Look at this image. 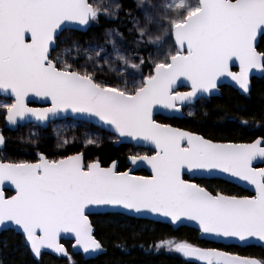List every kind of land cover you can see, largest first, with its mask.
<instances>
[{"label": "snow or ice", "instance_id": "obj_1", "mask_svg": "<svg viewBox=\"0 0 264 264\" xmlns=\"http://www.w3.org/2000/svg\"><path fill=\"white\" fill-rule=\"evenodd\" d=\"M137 8L139 15L131 17L133 38L137 46L144 37L153 44L147 57L138 50L121 51L117 37L124 34L116 27L86 47L73 41L58 59L51 49L63 22L87 26L109 8L89 0H0V90L14 96L0 104L8 122L26 117L46 122L71 112L98 120L119 137L154 146L127 157L131 165H148L147 176L117 170L116 160L107 166L99 159L85 162L81 152L60 158L39 152L34 162H0V224L11 222L20 229L37 257L49 249L75 264L61 233L70 234L86 254L102 249L89 206L154 214L172 223L186 218L217 239L264 241V167H254L258 158L264 163V136L248 142L216 140L154 117L157 106L182 112L198 96L211 95L222 76L250 91V71H264V47L258 44V38L264 39V0H137ZM169 37L172 45L164 48ZM81 51L85 60L76 64ZM114 59L122 66H115ZM234 62L239 71H233ZM105 64L123 73L125 83L101 78ZM129 67L136 71L129 73ZM180 78L188 84L184 91L176 90ZM29 93L50 103L29 106ZM4 140L0 134V144ZM188 173L229 174L254 186L255 195L213 192L185 179ZM5 182L14 186V194L6 195ZM155 246L207 264H264V259L186 240H160Z\"/></svg>", "mask_w": 264, "mask_h": 264}, {"label": "trees", "instance_id": "obj_2", "mask_svg": "<svg viewBox=\"0 0 264 264\" xmlns=\"http://www.w3.org/2000/svg\"><path fill=\"white\" fill-rule=\"evenodd\" d=\"M99 2L102 9L103 7L109 8L108 13L101 10L99 19L93 21L86 32L62 33L56 44L58 45L59 41L66 37L82 43L89 37L100 38L103 34L102 30L119 27L124 34L123 37H117L124 47L121 49H125L128 54H131L133 50H138L147 57L148 48L141 43L137 46L133 38L131 17L136 13L134 0H99ZM117 4L120 5L119 8H116ZM258 44L264 47V39H260ZM171 45L170 43L169 47ZM128 70L136 71L130 67ZM143 71L144 74H147V67ZM220 94L219 97L204 102L195 116L189 119L174 120L175 125L216 140L248 142L264 136V76L252 81L247 97L240 96L228 87H222ZM2 113L3 111H0V131L5 138L4 150L0 152L2 161L31 162L39 152L46 153L49 158H60V156L79 151L77 145L55 148L50 139L31 143L19 138L24 127L13 132L4 130ZM46 130H44L45 134ZM108 137L109 140L100 146L87 147L84 151L85 158L87 160L99 159L104 166L116 160L118 161V170L123 171L126 168L125 159L130 150L125 145L113 147L112 137ZM202 184L214 192L222 191L227 195H245L240 189L223 181H202ZM89 219L94 226L95 236L105 249V254L86 261L79 255H72L75 264H192L182 261L168 247L158 248L155 245L160 240H186L201 246L196 241L194 231L187 228L173 231L167 225L135 220L118 214L91 216ZM63 244L67 248L69 247V244ZM202 247L218 248L239 256L264 259V251L257 247L224 248L210 243H202ZM0 264H69V260L68 258L56 259L48 254H42L39 259L35 260L24 247L21 237L7 231L0 234Z\"/></svg>", "mask_w": 264, "mask_h": 264}, {"label": "water", "instance_id": "obj_3", "mask_svg": "<svg viewBox=\"0 0 264 264\" xmlns=\"http://www.w3.org/2000/svg\"><path fill=\"white\" fill-rule=\"evenodd\" d=\"M88 26L89 25H87V26L80 25L77 22H63L62 27L57 30V38L60 36V34L63 31H66V30L83 33L87 30ZM28 38L30 39V34H29ZM258 42H259V38H258ZM54 48H55V46L51 49V51H53ZM231 67L233 70L239 71L238 62L232 63ZM263 75H264V71L259 70V69H253L250 71L249 80H251L252 78L259 79ZM177 84L180 85L176 89L178 91H184L188 87V84L186 81H184V78H180V81H178ZM222 86L231 87L232 89L237 91L240 95H244V94L248 93V92H245L243 89H241L240 86L235 81H233L231 79V77L222 76L218 79L217 89L213 90L211 95L203 94L201 96H198L196 98V100H198L200 98L208 100L209 98L218 97L219 96L218 88H220ZM0 98L13 100L14 96H12L10 94H6L2 90H0ZM25 102L29 106H32V107H45V106H47V103H50V101H46V99L44 97H38L33 93H29L28 96L25 97ZM187 105H190V104H187ZM187 105H185V106H187ZM158 116H161V117L166 118V119H172L175 117L176 118H182L181 112H171L167 109H164L161 106H157L156 110L154 111V117L156 118ZM66 119H71V120H74L77 122L88 123L89 125L96 127L98 129H100L101 131L109 134L110 136L115 137L116 140L112 144L113 147H115V148H117L121 145H125V146L130 145L134 149L138 148V149H142V150H150L151 151L152 148L154 147V146L147 144L146 142H136V141L131 140L128 137H119L110 128H108L105 125H102L98 120L82 119V118H79L77 114H73L71 112L61 113V115L59 117L52 118L46 122L37 121L33 117H26L23 119H19L16 124H12V123L8 122L6 119V114H5L4 128H5V130H7L9 132H13V131H16V129L18 127H22L24 125L35 124L37 127L45 129L51 123L63 121ZM0 134H2V133L0 132ZM3 148H4V143L0 144V151L3 150ZM83 158L86 162L85 155H83ZM37 159H39V156L37 157ZM0 162H2V161H0ZM125 165L127 167L126 170H132L135 175H138L137 174L138 172H144L146 174L145 176L151 175V169L146 164L131 165V163L126 158ZM262 165H264V163H262L259 158L256 161H254V167L262 166ZM185 176H187L191 180L192 179H206V180L219 179V180H221L227 184H230L232 186H235V187L241 189L244 192H247L249 195H255L254 186L250 185L246 181L232 177L229 174L220 173V174H215L213 176H207L203 173H200V174L188 173ZM2 187H3V190L5 191V193H10V195L14 194L15 188L13 185L10 184V182H5V184ZM87 214L89 216L118 214V215H122L124 217L135 219V220L146 221V222H150V223H154V224L167 225V226L171 227L173 230H177L179 227L186 226V227H189L191 229H194V230L200 232L198 224L195 221H191V220H188L186 218L180 222L172 223L167 218L162 217V216H158V215H154V214L135 215L132 213L124 212L123 210L117 211L114 209H110V208H106V207H97V206H89ZM7 231H12L14 234L21 237L24 247L28 250V252L30 253V256L35 260L39 259L42 254L51 255V256L55 257L56 259H65L66 258V256L56 254L53 250H49V249H43L42 254L39 257H37L31 251V248L28 245V243L26 242L25 237H24V235L20 229H18L11 222H5L3 224H0V234L3 232H7ZM198 240H202V241L208 242L210 244L218 245V246H222V247H228V246L236 247V248L257 247V248L264 251V241H260L258 238H255V237L249 238L246 241H240L238 239L226 240L223 238L217 239L213 236H210L208 234H203L200 232V234L198 235ZM61 241L71 243V248H70L71 254L72 255H79L84 261L92 260V259H95L96 257H98L99 255L105 254V250L103 248L99 249V250H95L94 252H90L87 254L84 253V251L81 248L74 246V240L71 238L70 234L61 233ZM221 251H223V250H221ZM175 252L178 255V257L186 263L207 264V262L199 261L198 258H185L181 253H179L177 251H175ZM237 256H239V255H237ZM240 257H244V256H240Z\"/></svg>", "mask_w": 264, "mask_h": 264}, {"label": "rangeland", "instance_id": "obj_4", "mask_svg": "<svg viewBox=\"0 0 264 264\" xmlns=\"http://www.w3.org/2000/svg\"><path fill=\"white\" fill-rule=\"evenodd\" d=\"M90 3H93L95 5H99V0H89ZM136 3V13L133 14V16L139 15V11L137 8V0H134ZM190 2L194 3L195 0H190ZM132 16V17H133ZM131 29L133 32H135V28L133 25V22L131 20ZM103 34L99 37H89L86 39L84 42L80 43L82 46L86 47L90 41H102L106 38V31L102 30ZM74 40L66 39L63 38V40H60L58 45L56 46V50L52 54L53 56H57L58 59H63V49L66 46H69L72 44ZM141 44L146 46L148 48V52L153 49V44L148 41L147 37H144L143 40L140 41ZM171 42V37L168 38L167 41L164 43V48H169V45ZM109 50H111V44L107 45ZM124 48V47H122ZM121 51L126 52L125 49H121ZM127 53V52H126ZM59 54V55H58ZM128 54V53H127ZM155 52L153 51V56H155ZM68 59L72 60V54H68ZM85 60V55L81 51L79 54V59L75 60L76 64H80ZM123 62L116 60V63H114L115 66H122ZM91 66V64H89ZM103 72L100 73L101 78L105 79L106 81H111L113 83L117 84H124L125 79L123 76V73L113 71L109 69V66L105 64L103 66ZM129 73H132L128 70ZM136 79H139L137 76ZM129 85L131 84V81H128ZM10 103L11 101H7L4 99H0V104L3 103ZM0 111H3L2 116H4L5 109L0 107ZM4 119V117H3ZM4 123V121H3ZM46 134L44 131L37 129L34 126H25L21 130V134L19 135V138H22L24 140H27L31 143H39L42 139L43 140H49L51 141L52 145L57 148V147H69L71 145H77L79 146V151L81 153H84L85 149L89 146H100L106 141L109 140V137L107 134H104L102 131L96 128L88 127L85 125L81 124H76V123H71V122H58L54 123L49 126V129L46 130ZM92 140L94 143H88L87 141ZM65 141H67L65 143ZM135 152H140L139 150L137 151H131L130 153H135ZM141 153V152H140ZM90 161V160H89Z\"/></svg>", "mask_w": 264, "mask_h": 264}, {"label": "flooded vegetation", "instance_id": "obj_5", "mask_svg": "<svg viewBox=\"0 0 264 264\" xmlns=\"http://www.w3.org/2000/svg\"><path fill=\"white\" fill-rule=\"evenodd\" d=\"M209 101H210V100H209ZM204 102H206V101H204V100H198V101L194 104V106H191V107H187V108H185L183 111H184L186 117H184L183 119H189V118L195 116L196 113H197V110H198L200 107H202V104H203ZM207 102H208V101H207ZM190 109H191V114H189ZM174 120H182V119H176V118L171 119V120H164V119H162V118L159 119V121H161L162 123H169V124H172L174 127H179V126L175 125ZM187 130H188V129H187ZM127 148H128L129 150H132L130 146H127ZM136 151H137V150H136ZM142 151H143V150H142ZM185 179H188V178L185 176ZM194 181L197 182V183H202V180L194 179ZM213 192H214V191H213ZM180 228H187V227H180ZM178 229H179V228H178ZM187 229H190V228H187ZM190 230H192V229H190ZM192 231H194V230H192ZM194 235L197 237V236H198L197 232L194 231ZM196 241H198V240H196ZM198 242L200 243V245H201V247H202V241H198Z\"/></svg>", "mask_w": 264, "mask_h": 264}]
</instances>
